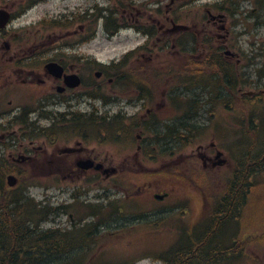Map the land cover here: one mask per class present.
Returning <instances> with one entry per match:
<instances>
[{"label": "rangeland", "instance_id": "rangeland-1", "mask_svg": "<svg viewBox=\"0 0 264 264\" xmlns=\"http://www.w3.org/2000/svg\"><path fill=\"white\" fill-rule=\"evenodd\" d=\"M222 1L224 0H139L138 4H145L139 6L136 11L127 12L125 14H127V16L132 15L130 18L127 17L128 22H141L145 24L147 28L154 29L153 31L155 33L153 37L150 36L149 46L144 50L149 55L151 51L154 50L153 48L157 39L160 41L162 38L160 34L165 31L168 32V29L172 27L173 18H171V16L173 15V9L180 7L182 2L187 3L188 6L186 8L178 11L181 16H184L183 20L181 19L179 23H184L191 27L194 32H197V36L199 37L206 33L218 36L219 39L214 43L215 45L213 44L214 47L218 46L219 48L222 43L224 44V49L219 48V52L211 59L210 67H212V71L215 70L212 72V76L221 72L218 62L230 66V62L238 59V56L235 58L229 53H225V49H230L233 52L236 50L242 52L247 51L250 56H252L253 49L264 51V2L263 5H261L260 0ZM0 2H2V0H0ZM6 2L10 3L12 6L11 8L15 11L20 4L23 5L27 0H9ZM216 2H222L223 5L221 8L224 9L220 10V7L216 8L214 5ZM117 3L121 4L125 2L119 0ZM95 4H98L100 7H109L115 4V0H41L36 5L19 15L14 24L17 26V31L20 32L18 35L22 37L24 36V39L29 40L27 45H37L43 49H48L56 45L70 46L73 48L68 50L69 53L79 52L84 56H95L102 61H111L116 57H120L128 49L146 41V34L144 32H137L138 30L136 31L135 29L124 28L113 34V28H110L107 31L104 28V25L99 22L95 31H93V26L91 24L93 18H91L90 21L76 20L77 15L80 17L87 9L94 8ZM236 8L238 11H235ZM207 10H211L212 12L209 14L207 13ZM232 10L235 11L234 15ZM62 14H68L67 17L70 21L69 25H55V28L45 26L49 24H45L44 21L48 22L53 19L52 16L60 17ZM122 18L123 16L121 15L119 18L113 19V25L121 23ZM81 25H85V32L81 30L83 28ZM113 25H110V27ZM35 41L37 44L34 43ZM214 51L215 50H213V52ZM262 53V59L264 60V52ZM259 55H257V57ZM245 57H248V55L244 56V58ZM175 59L180 62V65L184 62L182 56L179 57L173 52H167V55L162 56V60L159 58H156L155 60L158 62H168L163 66V69H165L169 62H173ZM233 66H238V64L236 63ZM261 66V68H264V61H261ZM256 67L254 63H252L249 72L252 80H256L257 83H260L259 88L264 89V78L262 81L257 80L255 75ZM235 69L233 70L231 77L235 76ZM139 72H141L140 69ZM141 77L144 79L146 74L143 73ZM166 85L167 79H161L156 74L153 76L150 75L147 81H142V84L137 85L138 87H136L139 89H141V87H149V90L143 91V93L145 94L146 92L150 96L151 107H153L155 111H159L157 118L162 119L164 117L161 116L163 115L161 110H164L165 108L163 107L157 110V106L166 92V90L163 92ZM33 89L34 96L32 98H34L40 90L38 87L37 89L33 87ZM246 89L249 91L252 88L247 86ZM206 90H208V88H206ZM200 91L201 90L198 89L196 93L198 94ZM183 92V100L188 99V97H196L200 99V96L197 94H187V91ZM3 99L5 98L1 96L0 100ZM31 99L25 98L26 101ZM19 101L23 102L24 98L21 97ZM98 103L102 110L113 111L115 108L113 105L109 107L102 102ZM187 104L188 102H186V105ZM242 104V101L237 100L234 105L236 109L241 110L242 108L240 105ZM259 104L263 107V109L260 110H264V99L259 102ZM194 105L199 111H205L203 107L198 108V103H194ZM208 107L207 109L209 113L210 111L214 112L216 116L209 117V120L213 121V123L210 128L205 129V131H208V134L205 138L198 139L197 143H207L211 140L213 135H215L216 138L219 137L218 132L222 134L220 141L225 145L227 143L229 145L232 141H237L240 138L244 143L247 141L245 132L241 130L238 131V125L241 126V124L236 121V117H233V114H227L225 111L220 113L219 111L225 110L224 107ZM217 109H219L218 112L216 111ZM256 115L255 112L254 116ZM249 119L250 117L246 114L244 128L247 132L248 143H253L258 139V136L248 124ZM155 126L158 125H151L152 128ZM233 127L235 128L236 133L235 130H233L232 135H224L225 131H228ZM143 130L147 133L150 132L149 129H142L137 120L135 125L132 126V140L140 142V140L136 138V134ZM65 133L67 132H62V134L58 135L57 139L62 140ZM121 160L122 159L116 158L115 162H120ZM149 167L150 170L153 171V169L158 166L153 165ZM150 177V184L141 198H124L125 200H121L123 206L112 208V217L103 223L104 231L94 237L96 243L91 247L94 253L97 254V259H95V262H87V264H116V261L123 258H127L126 260H139L135 264H161L162 262L159 259H154L152 257L142 258L143 254L147 253L146 255H148L150 252H158L164 249L166 251L169 250L172 245L180 239L181 234L186 232V228L187 232L191 233L192 238L196 237L199 230L196 231L195 227L205 219V210L203 209L204 203H199L195 206V194L196 191H198L200 196H202L204 192H206V189L204 187H197L196 191H194L192 187H190V181L182 182L170 176H160L153 173ZM35 179L39 183L37 187L35 186L31 188V193L35 195V199H45L47 197L46 194H56L58 196L62 194L61 187H59L58 184L53 183L49 177H35ZM129 179H131V177H118L114 181L118 184L119 190L118 188H113V191L120 199L122 195L121 191L130 189L133 184ZM48 184L51 188L45 187ZM101 184L107 185L109 183L102 180ZM254 184L255 186L264 184V173L258 174V177L255 178ZM55 185L57 187H55ZM166 191L170 192L171 199L166 200L165 202L157 201L152 196L153 193H162ZM7 193L8 192L0 190V208L2 207L3 200L10 199ZM98 193H102V188L97 186L91 189L87 194L94 198ZM63 196L65 195L63 194L58 198H55V202H60V199ZM253 198L256 203H261L264 200V192L258 189L257 195ZM98 199L104 201L109 200V198L103 194L99 195ZM176 201H178L180 206L187 204L186 208L188 209V212L184 213L179 208L174 209L172 204ZM140 204L147 205L148 209L141 207ZM29 207V205H26L24 208L27 211ZM141 208H143L144 213L140 212ZM253 209V216H246L244 214V221L250 224L255 221L264 222V211L258 207H253ZM34 213L28 212L27 215L35 218L36 214ZM66 221H68L67 217ZM28 223L30 222L25 223L28 229L21 231L28 232L30 228L33 229V225ZM33 223H37V219L36 221L33 220ZM1 226L5 227L4 224ZM32 234L34 239L38 238L37 232H32ZM77 242L79 244L83 243V241ZM188 242L189 235L187 234L182 239L181 243ZM212 244L214 245V243ZM244 253L247 255L245 256ZM235 254L236 253L232 252L230 255H227V258L225 257L227 260L226 264H264V249L259 252L252 251L251 249L249 251H244L243 249L242 254L236 255L233 257L234 259H228ZM126 260H123L121 263ZM53 263L54 262L50 261L44 262V264Z\"/></svg>", "mask_w": 264, "mask_h": 264}, {"label": "flooded vegetation", "instance_id": "flooded-vegetation-1", "mask_svg": "<svg viewBox=\"0 0 264 264\" xmlns=\"http://www.w3.org/2000/svg\"><path fill=\"white\" fill-rule=\"evenodd\" d=\"M7 56L11 61L9 63H2V65L11 64L12 68L9 71L4 69L0 70V76L5 80V84L13 85L19 81L22 76L24 78L31 76V81L37 80L44 87V93L47 92V96L43 99L42 107L38 110L39 129L42 130L39 131V134L45 133L46 140L39 142L32 139V135L37 131L36 127L32 129L29 137L25 135L22 136L20 131H15L16 134L13 136L17 141L12 145L14 148H17V153L21 156V159L15 157V151L11 152L10 156L15 160L17 159L19 163L24 164L25 171L34 174L39 169L46 168L48 172H45V175L56 176L60 174L62 177H71L72 179H74V177H84L85 175H89L91 171L97 169L95 162L91 166L93 167L91 169H84L80 167L79 164L80 161L85 158H91L97 161L102 155V151L100 150L102 143L94 141L96 132L93 130L85 132L84 127H73L71 131L65 133L64 139L67 140V142L61 145L56 141L58 137L56 133L59 130L65 129L66 126H59L57 125V122L69 118L80 119L82 117H90L95 119L99 116L105 117L104 114H106L109 117V122L111 124L114 125V123H121V125H115L116 131L111 135L113 141L109 143L113 148V151L107 153L105 157V163L113 166L111 168H114V170L113 172H110L112 174H105L104 177H143L147 173L148 159L149 157L156 156L154 151L155 148L158 147L163 151V154L155 160H159L163 164L167 163L168 165H174L175 177H190L197 180V177H203L198 171V163L201 158L205 161L204 169L207 171L205 177H208L211 185L212 183L219 185V190L210 192V199L214 204L211 213L216 217H223L221 229L228 225L229 220L231 219H233V224L237 225V223H239L245 205V196L241 199V197L245 195V190L237 189L234 191L233 186L238 182H246L248 177H254V174L250 173V169L252 167L256 170L260 169L261 165L264 163V152L254 159L255 162L259 163L258 165H250L251 163L249 162L242 163V156H245L242 149L239 150L238 157L235 158L232 155L234 153L232 150L234 149L222 150V148L217 146L214 142H211L208 147L197 146L195 126L191 124L187 127L188 135H182L180 128H177L174 131L173 146L168 142V138H164L161 134H157L154 137H149L147 134H136V137L140 142L132 140V135L128 136L127 134H123L122 130L128 128V125L125 124V117L128 116L127 122H129V124L132 120H138L139 124L146 127L145 124L148 121V116L155 114L153 107L150 105V96L147 93H143L145 88L141 86V89L136 88L138 87L137 85H141L138 84V75L143 73L147 75L148 73L147 64H140L141 72H139L136 65L131 62V64L125 65L129 66L126 71L119 68L118 71L112 73L114 76L109 77V81L111 82L116 79L115 76H117V81L120 82L123 81L124 76L127 77L123 89L121 85L109 89L106 87L105 82L101 81L89 82L85 84L82 89H80V87H65L63 88L64 90L59 91L60 86L58 85L61 83L65 85V74L74 72L81 75L86 74L84 71L85 63L60 62L64 68L63 74L60 78H54L46 69L47 62H34L32 66H35V68L25 71L23 67H20V53L15 51L12 55L8 54ZM14 59H16V62H13ZM30 63L31 62H25L24 64L29 65ZM109 65L115 67L119 66V64ZM174 68L175 70L172 76L173 87L171 88L173 91V100L171 105L173 110L178 113H185L187 112V109H182L180 105L177 104L181 99L180 67L178 64L174 63ZM101 72L102 75L99 79L104 80L106 77L105 70L102 69ZM24 81H27V79H24ZM51 81L53 82L52 84ZM165 90L166 86L163 92H165ZM165 94L166 92L164 93V96ZM80 96L90 97V99L99 100L103 103L111 102V106L113 105L115 108L113 111L76 109L78 105L74 102L76 98ZM10 104L12 105V101H10ZM167 104L168 99L164 97L160 100L157 110L163 107L165 108ZM13 108L14 107H11L7 110L0 109V115L4 118L0 125V134L3 139L7 136L6 131L9 128V125L6 124H10V120L7 119L10 118L13 123H17L21 114H27V111L25 110ZM188 112L189 117H192L195 114L193 107H190ZM91 122H101V120H92ZM120 135H125L126 137L121 138ZM20 138L22 139L21 141H19ZM150 138H153L151 142ZM75 139H91V141H83L82 143L77 141L75 145H70L69 143H72L71 140ZM129 139H131V141H129ZM181 139L185 141L181 142ZM237 145L241 146V148L243 147V144ZM149 146H153V149L150 150ZM116 158L122 160L120 162H115ZM100 169L103 170V166ZM212 195L214 200H212ZM233 195H235V197H233ZM232 197L233 203L238 199H240V202L234 204L231 214L223 213L222 210L225 208L224 205ZM207 201L210 204L208 198ZM66 224L67 222L57 220L58 228H66ZM72 224H74V222H72ZM221 242L222 244H225L223 241ZM227 249V246L224 247V252L227 251Z\"/></svg>", "mask_w": 264, "mask_h": 264}, {"label": "bare ground", "instance_id": "bare-ground-1", "mask_svg": "<svg viewBox=\"0 0 264 264\" xmlns=\"http://www.w3.org/2000/svg\"><path fill=\"white\" fill-rule=\"evenodd\" d=\"M101 11L105 15H109L106 8H101ZM219 68H221L227 73H229V69L225 68V66L218 62ZM231 82L227 79L226 74L221 79H198V83L195 87V92L199 89L201 90L200 93H194L195 95L202 94L203 88L206 86L211 87L214 91H219L218 98L224 99L226 98V94L222 89H225L227 85H230ZM227 101V100H224ZM121 138L126 137L125 135H120ZM243 150V154L245 156H242V163H251L250 165L259 164L258 162L253 161L252 159H255L257 156H259L262 152H264V142L260 137H258L257 141L255 143H248L245 142L243 144V147L241 148ZM247 167V165H246ZM250 167V166H249ZM250 188L249 183L247 182H238L235 183L233 186V190L236 191L237 189L247 190ZM245 191V192H247ZM244 192V193H245ZM245 195L241 197L243 199ZM235 197V195H233ZM233 197L230 198L227 203L224 205V209L222 210L223 213H232V207L234 204L239 203L240 199H238L235 203H233ZM228 205V206H227ZM231 206V207H230ZM229 214V215H230ZM19 215H16V219H19ZM30 225H33L34 232H37V237L40 239L38 242V248H35L32 253L27 254L25 257V262L29 264H44V262H54L53 264H79L81 260V256L84 252V250L89 246L90 244V234L85 233L84 237L80 240L83 241L82 244H78L77 240L74 238V234L67 232V231H56V232H42L40 227L37 223H33L32 217H27ZM223 223V217L218 216L213 221L209 223V225L202 231V235L206 238H202L201 240V246L198 250L199 255L198 259L201 260L204 264H208L210 261V257L215 255H221L224 254L223 248H216L215 245L210 244L213 241V237L216 233H218L221 229V225ZM1 220H0V256L2 253H4L6 256L12 255V249L13 244L12 240L15 238V230H18V228L22 230H27L28 227L25 223L20 224V226H1ZM21 233L23 231L19 230ZM6 233H9V237L6 236ZM25 233V232H24ZM15 244H17L19 248L24 247L25 250H29L33 248V241L28 237H20L16 236ZM191 238V237H189ZM37 242L34 241V244ZM31 244V245H29ZM192 247L187 246L186 249H184L181 253H179L175 258L171 259V264H189V253L191 251ZM218 257V256H217ZM15 264H24L20 259L15 260Z\"/></svg>", "mask_w": 264, "mask_h": 264}, {"label": "trees", "instance_id": "trees-1", "mask_svg": "<svg viewBox=\"0 0 264 264\" xmlns=\"http://www.w3.org/2000/svg\"><path fill=\"white\" fill-rule=\"evenodd\" d=\"M12 202H14V204H12ZM10 204H11V207H12L11 210H8V212H9L8 215L11 216L10 222L5 221V225L4 226L5 227L6 226H17V228H18V226H20V224H23V223L27 222V220L21 221V219L24 217V214H26V212H27V211H25V212L23 211V208H24L23 206H25L26 204L20 202L17 199L4 200V204L2 202V205H5V208H7V209L10 207ZM16 215L20 216L19 217L20 218L19 222H17L18 219H16ZM13 221H15V222H13ZM19 230H22L21 227H20V229L18 228V230H15V231L18 234L20 233V234L23 235L24 232L21 233ZM9 235H10L9 233H6L7 237H9ZM30 239L33 240L34 237H31ZM15 241H16V239H14V242ZM12 244H13V240H12ZM29 245H31V244H29ZM17 246H18L17 244H13V249H12L13 251L11 252L12 255H10V256L9 255L8 256L4 255L3 258L0 259V264H15V260L16 259H18V260L20 259L24 264H29V263L25 262L26 259L24 258L23 254L18 253L19 249H25V248L24 247L19 248ZM79 264H84V263L80 262Z\"/></svg>", "mask_w": 264, "mask_h": 264}]
</instances>
